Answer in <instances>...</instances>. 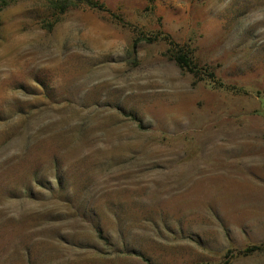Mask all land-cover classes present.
<instances>
[{"label": "rangeland", "instance_id": "374dc122", "mask_svg": "<svg viewBox=\"0 0 264 264\" xmlns=\"http://www.w3.org/2000/svg\"><path fill=\"white\" fill-rule=\"evenodd\" d=\"M55 2L0 0V264H264V0Z\"/></svg>", "mask_w": 264, "mask_h": 264}, {"label": "trees", "instance_id": "16d2710c", "mask_svg": "<svg viewBox=\"0 0 264 264\" xmlns=\"http://www.w3.org/2000/svg\"><path fill=\"white\" fill-rule=\"evenodd\" d=\"M72 1L93 4L92 0H56L55 3L57 6L61 7V10H64L65 7ZM171 47L172 48L170 49V52H172V57L181 68L192 72L194 75L200 72V70H198L197 66L195 65V62L193 61V56L190 53L185 52L184 48L181 45L172 42Z\"/></svg>", "mask_w": 264, "mask_h": 264}]
</instances>
